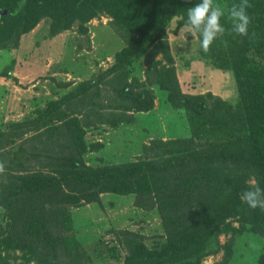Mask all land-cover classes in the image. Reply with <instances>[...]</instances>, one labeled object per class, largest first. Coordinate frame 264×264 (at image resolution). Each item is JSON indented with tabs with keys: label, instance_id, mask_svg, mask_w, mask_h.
<instances>
[{
	"label": "trees",
	"instance_id": "trees-1",
	"mask_svg": "<svg viewBox=\"0 0 264 264\" xmlns=\"http://www.w3.org/2000/svg\"><path fill=\"white\" fill-rule=\"evenodd\" d=\"M0 1L13 6L12 20L20 27L19 37L43 17L62 12L52 6L57 0L44 5L34 3L27 16L20 19L23 9L17 7L21 0ZM74 1L70 10L85 8L84 19L93 16L86 12L88 8L108 9L111 23L126 47L118 53L110 71L116 73L113 78L79 82L61 98L51 99L37 117L10 124L5 133L14 141L22 140L19 167L31 165L32 161L35 164L25 168L27 173L20 174L16 166L19 174L13 173L3 139L7 134L0 135V161L11 171L8 181H0V264H83L62 235L59 213L63 206L101 202L103 193L135 194L138 207L158 212L165 231L159 245L149 246L140 233L123 230L120 241L127 252L113 264H200L215 251L219 235L233 218L238 219L242 230L264 241V211L251 209L240 198L250 177L264 188V0H249L251 23L247 36L231 32L232 22L226 12L221 20L225 33L217 37L208 52L222 68L233 72L235 102L212 93L187 94L181 89L168 41V25L177 16L186 23L188 9L199 0ZM233 3L239 0H214L225 10ZM0 10H7L0 17L12 11L10 7ZM70 18L64 15L60 23L65 25ZM0 35H5L0 46L12 41L8 39L10 33ZM139 58H144L147 65V81L143 83L137 77L130 81L128 76L132 70L127 65ZM114 80V89L124 102L105 105L106 110L99 111L93 121L107 119L113 112L107 110L110 108L116 110V116L126 111L151 110L155 96L147 84H158L168 91L173 107L187 109L192 136L154 139L146 146V159L88 166L79 142L84 110L92 116L95 109L89 102L90 90L95 86L101 92L103 83L110 85ZM61 104L81 109L64 113L70 108L63 110ZM76 112L81 120L71 117ZM57 114L62 122L53 129L71 144L66 153L48 132H39ZM32 131L34 135L23 140ZM20 258L23 259L19 261ZM256 264H264V245Z\"/></svg>",
	"mask_w": 264,
	"mask_h": 264
},
{
	"label": "rangeland",
	"instance_id": "rangeland-1",
	"mask_svg": "<svg viewBox=\"0 0 264 264\" xmlns=\"http://www.w3.org/2000/svg\"><path fill=\"white\" fill-rule=\"evenodd\" d=\"M47 1L51 3L52 0H21L17 7L23 9L20 19L27 16L34 3L43 2L44 5ZM71 3L73 6L75 1L53 2L52 6L59 7L62 12L43 17L19 37L20 27L12 20L13 6L0 1V7L12 9L7 16L0 17V33H10L8 39L12 40L0 46V135L9 132L11 123L37 117L38 111L51 99L61 98L79 82L100 77L108 80L115 76L116 73L110 71L126 43L111 23L112 14L108 9L88 8L86 12L93 16L84 19L83 12L86 9L78 8L75 11L72 7L70 10ZM64 15L67 18L71 16L65 25L60 23ZM184 25L180 16L172 18L168 25V41L182 91L194 95L212 93L235 102L237 87L233 72L222 68L211 54L201 50L198 35H184ZM3 36L0 35V42ZM146 68L144 58L134 60L127 65V69L132 70L128 74L129 80L137 77L142 83L146 82ZM112 82L110 85L103 83L101 92L94 86L89 96L91 106H95L92 116L87 114L86 108L84 110L81 141L78 142L84 150L83 157L88 166L146 159V146L152 140L167 141L192 136V119L187 109L173 107L168 91L158 84H147L148 88L154 90L155 96L151 110L126 111L124 115L116 116V110L110 108L107 110L113 112L107 119L93 121L99 111L106 110L105 105L111 107L115 102H124L114 89L116 81ZM61 105L63 110L70 108L64 113L81 109H71L78 105ZM77 114L72 113L71 117L81 120L82 117ZM57 115L53 121L49 119L46 125L41 126L39 132H48L51 138L58 141L56 145L65 148L62 152L66 153V147L71 144L61 139L60 131L53 129L62 122L59 118L61 115ZM34 132L26 133L23 140L33 136ZM5 134L7 137L3 139L8 146L9 162L15 169L13 173L19 174L16 167L20 169V174L27 173L26 169L35 164L30 161L31 165L19 167L18 152L22 140L14 141L9 133ZM61 147L57 148L61 150ZM10 173V168L5 167L4 173L0 174V181H8ZM135 199V194L103 193L101 202L61 208L59 218L63 224L62 235L72 245L73 253L79 256L77 259L83 264H113L117 258L123 259L127 252L120 241L123 230L140 233L149 246H157L165 239L158 212L138 207ZM228 221L229 226L219 235L215 251L204 257L200 264L257 263L264 241L251 231L242 230L237 218ZM31 264H35V261Z\"/></svg>",
	"mask_w": 264,
	"mask_h": 264
},
{
	"label": "clouds",
	"instance_id": "clouds-1",
	"mask_svg": "<svg viewBox=\"0 0 264 264\" xmlns=\"http://www.w3.org/2000/svg\"><path fill=\"white\" fill-rule=\"evenodd\" d=\"M251 7L249 0H239V3H233L225 10L214 0H199L193 4L187 11V19L184 25V35L190 34L200 37V47L204 53L210 51L211 46L218 36L225 33V27L221 23L227 12L231 20V32L240 36L249 34V25L251 23L247 9ZM5 171V162L0 161V174ZM247 188L241 193V200L251 209L264 211V188L260 186L255 177H250L247 181Z\"/></svg>",
	"mask_w": 264,
	"mask_h": 264
},
{
	"label": "water",
	"instance_id": "water-1",
	"mask_svg": "<svg viewBox=\"0 0 264 264\" xmlns=\"http://www.w3.org/2000/svg\"><path fill=\"white\" fill-rule=\"evenodd\" d=\"M7 12V10H2V11H0V13H6Z\"/></svg>",
	"mask_w": 264,
	"mask_h": 264
}]
</instances>
